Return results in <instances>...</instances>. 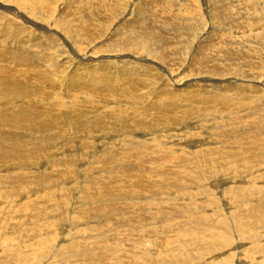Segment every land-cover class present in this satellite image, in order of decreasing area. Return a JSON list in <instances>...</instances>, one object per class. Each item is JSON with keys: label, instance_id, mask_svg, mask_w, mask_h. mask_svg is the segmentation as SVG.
<instances>
[{"label": "bare ground", "instance_id": "1", "mask_svg": "<svg viewBox=\"0 0 264 264\" xmlns=\"http://www.w3.org/2000/svg\"><path fill=\"white\" fill-rule=\"evenodd\" d=\"M0 264H264V0H0Z\"/></svg>", "mask_w": 264, "mask_h": 264}, {"label": "rangeland", "instance_id": "2", "mask_svg": "<svg viewBox=\"0 0 264 264\" xmlns=\"http://www.w3.org/2000/svg\"><path fill=\"white\" fill-rule=\"evenodd\" d=\"M88 62H91V60H89Z\"/></svg>", "mask_w": 264, "mask_h": 264}]
</instances>
